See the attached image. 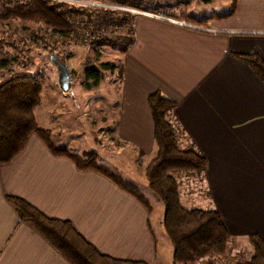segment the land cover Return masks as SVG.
Wrapping results in <instances>:
<instances>
[{
	"label": "crops",
	"instance_id": "obj_1",
	"mask_svg": "<svg viewBox=\"0 0 264 264\" xmlns=\"http://www.w3.org/2000/svg\"><path fill=\"white\" fill-rule=\"evenodd\" d=\"M232 13L205 24L212 30L206 33L146 16L133 20L134 43L121 63L111 120L116 144L109 145L106 159L96 154L99 164L123 175L131 168L112 155L132 146L142 166L141 157L147 161L153 152L147 97L157 91L174 102L168 116L179 147L192 148L206 162L201 173L177 174L179 202L217 211L227 247L244 244L249 234L264 239V85L232 55L257 53L264 60V0H235ZM197 183L205 197L197 193L194 204ZM5 196L69 221L103 255L159 264L151 213L104 177L50 155L33 134L17 157L0 166V264H68L18 221Z\"/></svg>",
	"mask_w": 264,
	"mask_h": 264
},
{
	"label": "trees",
	"instance_id": "obj_2",
	"mask_svg": "<svg viewBox=\"0 0 264 264\" xmlns=\"http://www.w3.org/2000/svg\"><path fill=\"white\" fill-rule=\"evenodd\" d=\"M104 1L136 9H144V6L151 4L146 0ZM233 3L234 0L227 15L232 13ZM7 4L0 8V21L3 22H30L49 30L51 35L65 39L76 28L73 17L84 16L89 22L93 19L101 21V28L106 25L113 27V30L124 28L122 34L117 30L118 34L114 35L119 53L127 52L133 42L130 18L126 13L109 9L91 10L49 0H10ZM207 20L185 17L186 22L197 26H203ZM110 40L106 39V42ZM232 55L264 85V60L257 53ZM1 65L4 66L3 63ZM97 66H94V63H86L82 71V85L86 90L98 86L102 81V72L116 71L115 75L120 80L121 65L115 68L112 64L101 62ZM69 75L70 78L74 76L72 72H69ZM1 76L0 166L9 164L17 157L23 151L28 137L34 134L52 156L69 159L78 171H92L104 177L140 204L147 213L151 212L150 203L140 191L123 181L108 167L98 164L95 155H77L54 146L49 130L36 125L34 109L40 103L43 86L41 77L11 73H2ZM147 105L152 121L155 150L143 166L142 174L147 189L155 194L162 204L161 227L171 245V264H197L200 259L221 256L226 251L229 235L219 213L215 210L184 208L178 197L177 174L203 172L205 159L190 147H179L176 131L168 116L174 108V102L162 98L154 91L147 97ZM171 173H176V176L172 177ZM5 200L14 210L18 221L30 227L68 264H145L103 255L85 241L69 221L46 217L14 196H5ZM246 241L251 248V255L248 260L237 264H264V239L257 234H249Z\"/></svg>",
	"mask_w": 264,
	"mask_h": 264
},
{
	"label": "rangeland",
	"instance_id": "obj_3",
	"mask_svg": "<svg viewBox=\"0 0 264 264\" xmlns=\"http://www.w3.org/2000/svg\"><path fill=\"white\" fill-rule=\"evenodd\" d=\"M8 1L10 0H0V8L7 6ZM49 1L74 7L82 6L91 10L109 9L126 13L130 18L131 27L135 18L146 16L183 29L205 33L212 30L205 28V24L197 26L188 23L185 21V17L196 20L208 19L205 22L207 24L212 20L224 19L233 14L227 15L233 0H146L147 3L151 4L150 6H144V9L113 5L104 0ZM73 22L76 26L75 30L68 38L63 39L58 35H51L49 30H44L30 22L0 21V80L2 79V73L38 75L41 77L43 86L40 93V103L34 109L36 125L38 127L45 125V127L40 128L49 130L54 146L55 144L58 146L69 144V149L74 146L77 147L71 153L81 155L84 152V155L89 153L88 155L95 156L98 154L106 159L109 154V145L116 144V132H113L114 126L111 120L116 116L120 80L115 75L116 71L112 73L102 72V81L98 86L86 90L82 85L84 81L82 71L86 63H94L96 67L101 62L112 64L115 68L121 65L126 52L119 53L114 35L118 34L117 30L121 31L122 34L124 28L113 30V27L109 25L101 28L100 26L103 24L101 21L93 19L89 22L84 16L73 17ZM132 38L133 42L130 47L134 43L133 30ZM106 39L111 40L106 42ZM50 56L57 57L65 64L68 72L74 74L70 78L69 89L65 93L58 88L57 74L54 65L49 60ZM39 143H41L40 140ZM151 144L153 152L150 157L153 156L155 150L154 144L152 142ZM67 151L69 150L67 149ZM122 152H119L121 153L119 156L112 155V158L117 157L116 160L119 161V164L122 163L123 168L127 167L129 170L130 167L131 169L123 175L113 172L121 177L123 181L130 182L150 203L152 210L149 223L157 244L156 260L159 264H171V245L161 227L162 204L158 197L147 189L142 174L143 166L148 161L145 160L147 156L141 157L144 158L141 166L140 159L136 157L137 151H135V148L131 146L124 149L125 153ZM170 175L175 177L176 173ZM196 186L197 190L194 191L195 194L191 199V203L194 204L197 203V193H200L201 198L205 197L201 183H197ZM182 195L181 191V197ZM183 206L187 207V204L183 203ZM250 255L251 248L247 242L239 246L232 242L223 255L200 259L197 264H237L248 260Z\"/></svg>",
	"mask_w": 264,
	"mask_h": 264
},
{
	"label": "water",
	"instance_id": "obj_4",
	"mask_svg": "<svg viewBox=\"0 0 264 264\" xmlns=\"http://www.w3.org/2000/svg\"><path fill=\"white\" fill-rule=\"evenodd\" d=\"M49 60L54 65L59 90L63 93L67 92L70 85V75L65 64L55 56H50Z\"/></svg>",
	"mask_w": 264,
	"mask_h": 264
},
{
	"label": "built area",
	"instance_id": "obj_5",
	"mask_svg": "<svg viewBox=\"0 0 264 264\" xmlns=\"http://www.w3.org/2000/svg\"><path fill=\"white\" fill-rule=\"evenodd\" d=\"M100 6V5H99ZM82 7V6H81ZM107 8H110V9H113V8H111V7H107ZM117 10H119V9H117ZM121 11H123V10H121ZM124 12H128V11H124ZM154 18H156V19H158L156 16H153ZM162 20H165V19H162ZM165 21H168V20H165ZM169 22H173V21H169Z\"/></svg>",
	"mask_w": 264,
	"mask_h": 264
}]
</instances>
